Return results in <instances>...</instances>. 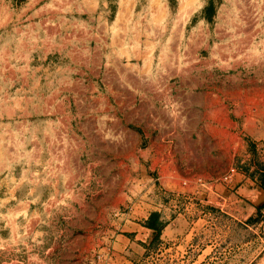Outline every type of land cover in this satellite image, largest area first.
Instances as JSON below:
<instances>
[{"label": "rangeland", "instance_id": "obj_1", "mask_svg": "<svg viewBox=\"0 0 264 264\" xmlns=\"http://www.w3.org/2000/svg\"><path fill=\"white\" fill-rule=\"evenodd\" d=\"M263 260L264 0H0V264Z\"/></svg>", "mask_w": 264, "mask_h": 264}, {"label": "crops", "instance_id": "obj_2", "mask_svg": "<svg viewBox=\"0 0 264 264\" xmlns=\"http://www.w3.org/2000/svg\"><path fill=\"white\" fill-rule=\"evenodd\" d=\"M97 79L98 78V74H96L95 76L92 75L91 79ZM70 112V111H69ZM71 118V117H70ZM82 126V125H81ZM81 126L79 127L81 129ZM71 128V127H70ZM76 128V127H75ZM82 136V135H81ZM77 138H79L80 140H82V137L76 136ZM82 153V152H81Z\"/></svg>", "mask_w": 264, "mask_h": 264}, {"label": "bare ground", "instance_id": "obj_3", "mask_svg": "<svg viewBox=\"0 0 264 264\" xmlns=\"http://www.w3.org/2000/svg\"><path fill=\"white\" fill-rule=\"evenodd\" d=\"M154 9V8H153ZM261 264H264V260L263 261H261Z\"/></svg>", "mask_w": 264, "mask_h": 264}]
</instances>
